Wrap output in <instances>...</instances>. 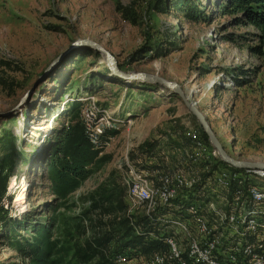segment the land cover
I'll return each mask as SVG.
<instances>
[{
  "label": "rangeland",
  "instance_id": "374dc122",
  "mask_svg": "<svg viewBox=\"0 0 264 264\" xmlns=\"http://www.w3.org/2000/svg\"><path fill=\"white\" fill-rule=\"evenodd\" d=\"M196 1L206 20L188 21L179 10L156 13L154 0H0V60L10 63L0 76L12 82L11 89L0 85V135L9 130L17 151L0 206L18 223L11 232L10 223L0 222V264H77L73 248L91 234L81 214L89 205L85 198L101 183L120 182L127 145L136 160L134 147L167 133L173 119L179 127H201L172 90L111 74L83 39L109 51L120 71L158 74L179 85L229 156L264 162V26L223 10L222 0ZM144 44L171 50L131 61ZM84 47L92 51H77ZM90 95L123 122L105 145L110 160L58 196L49 164L69 121L64 110ZM24 189L23 201L18 194ZM42 251L40 260L29 257Z\"/></svg>",
  "mask_w": 264,
  "mask_h": 264
},
{
  "label": "built area",
  "instance_id": "2783aa9c",
  "mask_svg": "<svg viewBox=\"0 0 264 264\" xmlns=\"http://www.w3.org/2000/svg\"><path fill=\"white\" fill-rule=\"evenodd\" d=\"M81 100L85 136L101 147L104 132L118 130L123 120L93 95ZM171 123L150 154L133 160L128 144L118 165L129 225L162 245L148 254L122 248L110 258L117 264H264V169L227 164L198 127Z\"/></svg>",
  "mask_w": 264,
  "mask_h": 264
},
{
  "label": "trees",
  "instance_id": "16d2710c",
  "mask_svg": "<svg viewBox=\"0 0 264 264\" xmlns=\"http://www.w3.org/2000/svg\"><path fill=\"white\" fill-rule=\"evenodd\" d=\"M219 7L226 11H240L250 24L256 27L264 26V0H222ZM152 9L159 14H166L170 10H179L186 20L193 22L207 18L204 5L199 4L196 0H154ZM125 13L127 12L125 11ZM161 48H153L144 44L135 50L130 59L131 61L140 59L149 51H154V56L157 58L167 55L171 50L168 47ZM77 51H92V49L84 47ZM94 53L98 54V51L94 50ZM0 67L10 68V63L0 60ZM0 85L5 89L12 88V82L1 76ZM80 105L81 102L78 100H73L67 105L64 115L68 117L69 121L58 133L57 142L52 148L49 169L54 182L53 189L58 196H65L79 182L85 180L96 165L110 160V155L103 153L105 142L109 141V137L118 133L116 129L106 130L101 137L102 146L94 148L85 136L79 119ZM193 118L196 120L194 116ZM199 128L202 137L209 143L206 133L201 127ZM155 145L154 140H146L137 148L140 153L150 154ZM16 152L15 137L5 129L0 135V153L2 154L0 156V202L7 190L9 173L13 168L11 158ZM85 199L89 205L81 214L91 222V234L83 238L73 248V257L77 264H117L109 256L112 251L131 247L137 248L143 254H148L161 247L160 241L145 239L144 235L137 234L129 225L124 213L126 208L124 188L120 182L101 183ZM91 214L94 215V220L90 219ZM1 221L11 224V232L18 225L15 220L7 217L6 211H3L2 207L0 208ZM145 225L144 222L143 228ZM45 234L46 230L43 234L39 232L36 244L41 245L40 238H43ZM43 253L44 251L42 254L36 252L29 257L35 262L43 258Z\"/></svg>",
  "mask_w": 264,
  "mask_h": 264
},
{
  "label": "water",
  "instance_id": "95a60500",
  "mask_svg": "<svg viewBox=\"0 0 264 264\" xmlns=\"http://www.w3.org/2000/svg\"><path fill=\"white\" fill-rule=\"evenodd\" d=\"M83 42L86 43L88 46L93 48L94 50L98 51L101 56L104 57L105 63L109 67L110 73L119 76L122 79L130 80V79H140L142 81H148L152 83H158L160 85H164L165 87L172 90L182 101L186 109L189 113H191L196 120L199 122V125L202 127L203 131L206 133L209 142L213 145V147L218 151L220 158L227 164H231L237 168H262L264 169V162L262 161H246L235 159L228 155L225 151L223 145L218 140V137L213 132L208 123L206 117L203 115L202 111L189 100L188 95L184 93L182 88L177 85L176 83L167 80L166 78L159 76L158 74H151V73H142V72H123L118 70L117 66L115 65V60L112 54L109 51H106L100 44L89 40L83 39ZM24 96L22 99H24ZM4 113L0 112V115Z\"/></svg>",
  "mask_w": 264,
  "mask_h": 264
},
{
  "label": "bare ground",
  "instance_id": "6f19581e",
  "mask_svg": "<svg viewBox=\"0 0 264 264\" xmlns=\"http://www.w3.org/2000/svg\"><path fill=\"white\" fill-rule=\"evenodd\" d=\"M26 190H27V189L21 190V191L19 192V194H18V197H19L20 199H22L23 201L26 200Z\"/></svg>",
  "mask_w": 264,
  "mask_h": 264
}]
</instances>
